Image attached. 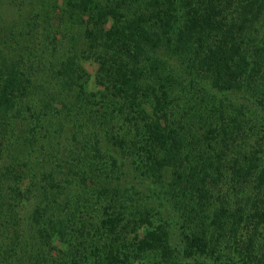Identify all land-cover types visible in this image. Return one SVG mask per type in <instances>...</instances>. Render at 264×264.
Instances as JSON below:
<instances>
[{
    "label": "trees",
    "instance_id": "16d2710c",
    "mask_svg": "<svg viewBox=\"0 0 264 264\" xmlns=\"http://www.w3.org/2000/svg\"><path fill=\"white\" fill-rule=\"evenodd\" d=\"M37 2L0 39V264H264V0Z\"/></svg>",
    "mask_w": 264,
    "mask_h": 264
},
{
    "label": "rangeland",
    "instance_id": "374dc122",
    "mask_svg": "<svg viewBox=\"0 0 264 264\" xmlns=\"http://www.w3.org/2000/svg\"><path fill=\"white\" fill-rule=\"evenodd\" d=\"M2 1L3 2L0 3L1 4V6H0V39L8 38L7 33L13 26L14 27L17 26L19 31L25 33L24 29L28 30V27L26 26L25 23L28 20H30L32 22L34 20L35 21L38 20L37 18H34L36 10H37L38 5H39L37 0H30V1L24 0V3H20L19 1L13 2L12 0H2ZM10 5H13L14 7L11 8ZM17 7L20 8V10L18 12H12V11L16 10ZM30 17H32L33 20H31ZM43 17L44 16H42V19L39 18V24L41 26L43 24V21H42ZM45 17H46L45 19H51L48 16H45ZM50 23H51V25L56 26L58 22L56 19H54V20L51 19ZM76 37L78 39L76 48H81L83 45L82 36H81V34L77 33ZM61 39H62V37L60 35H57V42L58 43L61 41ZM31 40H32L31 41V43H32L31 48H33L35 46V44L33 43V40H34L33 37H31ZM61 46L63 48V44ZM28 48H29V46L25 45V49L27 50ZM21 49H23L22 46H21ZM24 53H28V52L25 51ZM85 67H86L88 73L91 76H93V74L95 73V70H96L95 64H93L92 62H87V63H85ZM230 100L233 101V103L235 105H240V106L242 105V108L245 109L247 116L252 115L255 112L254 111L255 105L253 104L252 100H250V98H248V96L244 93L233 94L232 96H230ZM125 171L127 172V175H129V173L131 172V166L129 165L128 161L126 162ZM127 180H132V179L128 177ZM136 180H133V182H136ZM142 185L146 186V187L155 186L152 184V182L142 183ZM170 212L171 211L166 213V215L164 217H169L170 214L172 215V213H170Z\"/></svg>",
    "mask_w": 264,
    "mask_h": 264
}]
</instances>
